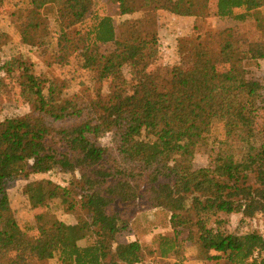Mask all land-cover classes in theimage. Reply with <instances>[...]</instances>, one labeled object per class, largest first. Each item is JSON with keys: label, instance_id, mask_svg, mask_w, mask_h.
Here are the masks:
<instances>
[{"label": "trees", "instance_id": "trees-1", "mask_svg": "<svg viewBox=\"0 0 264 264\" xmlns=\"http://www.w3.org/2000/svg\"><path fill=\"white\" fill-rule=\"evenodd\" d=\"M29 2L21 37L45 47L53 19L57 54L70 51L86 82L65 97L26 55L1 65L0 82L15 84L30 111L0 121V264H141L142 252L185 264L188 247L203 264H264V233L224 229L225 216L264 215V36L224 29L217 48L193 45L190 68L163 69V13L197 19L209 0ZM263 7L264 0H216L215 16L244 22ZM136 13L146 16L117 22ZM8 39L0 32V47ZM217 121L225 134L210 143ZM108 136V146L98 145ZM198 154L207 155L205 167H194ZM53 172L78 177L68 186L29 181L27 199L33 209L60 201L76 224L47 212L27 225L28 235L8 184ZM159 208L172 213L173 235H154L152 249L137 238L136 222ZM126 233L132 239L121 241Z\"/></svg>", "mask_w": 264, "mask_h": 264}, {"label": "rangeland", "instance_id": "rangeland-1", "mask_svg": "<svg viewBox=\"0 0 264 264\" xmlns=\"http://www.w3.org/2000/svg\"><path fill=\"white\" fill-rule=\"evenodd\" d=\"M199 2V1H198ZM100 3V0H97ZM98 5V4H97ZM208 8L205 10V16L193 18L194 23H191L192 18L186 16H178L173 19L172 14L163 13V23L160 28L162 34V44L159 58L156 62L157 67L168 69L174 66H183L190 68L187 64L188 52L193 45L201 43L203 45L217 48L220 42V32L224 29L240 28L242 32L250 39L257 40L264 36V9L254 10L249 15L246 21L238 22L235 18H218L215 16L216 0H209ZM25 15V14H24ZM51 18L54 16V10L50 12ZM146 15L142 13L134 16H125L117 18L118 23L129 22ZM187 18V19H186ZM189 19V20H188ZM18 26V25H17ZM6 31V32H3ZM0 32L6 33L8 43L0 47V69L3 63L10 61L14 56L26 55L30 62L35 64L40 73H43L47 78L58 81L62 86V95L71 97L77 94L82 83L86 82V74L80 68V61L72 56V53L64 52L58 53L56 50V39L58 32V25L50 22L49 30L47 31L46 41L48 44L45 47H33L25 42V40L18 33L15 23H2L0 20ZM128 74V71L126 70ZM260 77L264 83V61L260 64ZM3 74L0 70V80ZM15 84H9L7 80L0 82V121L9 118L23 116L29 113L30 108L22 104L16 92ZM109 93V86H104V94ZM224 124L216 122L213 126L212 134L209 137L210 143L215 142L224 137ZM110 144V137H105L98 140V145L108 146ZM207 164V155L201 154L196 157L195 166L203 167ZM78 177V173H60L53 172L51 174L31 176L30 179L24 177L16 178L9 182L8 193L10 197L11 207L14 211L15 217L19 225L29 232L28 224H31L34 218L39 214L50 212L58 219L63 221L68 226L76 224V219L67 206L59 202H52L46 207L33 209L25 194L26 186L29 181L50 179L61 186H68L74 177ZM172 213L164 209H155L144 214H140L136 222V230L143 245L156 248L155 244L150 246V241L154 235L166 234L173 235ZM227 221L224 229L229 233H248V232H262L264 233V215H257L255 219L246 218L240 214L226 217ZM133 234L126 233L119 239L125 241L128 238L132 239ZM185 253L190 257L198 258V252L195 247H188ZM155 259L160 264H172L173 260H164L157 257L155 254L142 252V260L149 261ZM187 259V256H186ZM54 264L55 261L49 262ZM195 263V261H194ZM199 264H203L200 260ZM215 264V263H212Z\"/></svg>", "mask_w": 264, "mask_h": 264}, {"label": "crops", "instance_id": "crops-1", "mask_svg": "<svg viewBox=\"0 0 264 264\" xmlns=\"http://www.w3.org/2000/svg\"><path fill=\"white\" fill-rule=\"evenodd\" d=\"M4 1H5L4 4L0 5V20L2 21V23H5V22L11 23V24L15 23V27H16L18 33L21 34L19 27H20L21 22L24 20V17H25L24 14H26L25 11L30 9L29 0H4ZM263 9H264V7L259 9V10H263ZM51 10H54L53 5L50 6L47 10L49 16H50ZM136 14H138V13H136ZM134 15L135 14L127 15V16H134ZM176 18H177V16H173V19H176ZM190 18H192L191 20H193V21H191V23H194V20H195V19H193L194 17H190ZM3 32H6V31H3ZM160 35H161V38H163L161 33H160ZM198 155H201V154H198ZM196 157H195V160H196ZM195 160H194V167L195 168H202V167H196L195 166ZM205 166H203V167H205ZM235 215H238V214H235ZM240 215H242V214H240ZM186 256H187V259L185 261V264H199L198 263L199 258H197V257L193 258L192 256L189 257L187 254H186ZM194 261H195V263H194Z\"/></svg>", "mask_w": 264, "mask_h": 264}, {"label": "built area", "instance_id": "built-area-1", "mask_svg": "<svg viewBox=\"0 0 264 264\" xmlns=\"http://www.w3.org/2000/svg\"><path fill=\"white\" fill-rule=\"evenodd\" d=\"M258 254L256 253L254 255V257H257ZM141 264H160L159 261L155 260V259H152V260H149V261H143Z\"/></svg>", "mask_w": 264, "mask_h": 264}]
</instances>
